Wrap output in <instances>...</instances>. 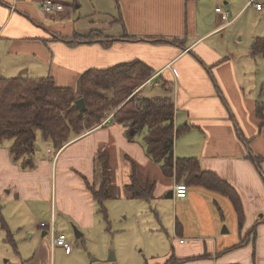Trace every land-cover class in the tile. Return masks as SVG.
I'll list each match as a JSON object with an SVG mask.
<instances>
[{
	"label": "crops",
	"instance_id": "0c3cea01",
	"mask_svg": "<svg viewBox=\"0 0 264 264\" xmlns=\"http://www.w3.org/2000/svg\"><path fill=\"white\" fill-rule=\"evenodd\" d=\"M31 1L0 0V72L4 69L6 78L24 77L13 73L25 67L34 71L32 77L45 75L57 86L74 89L90 69L135 61L147 65L153 74L135 92L172 99L174 157L196 158L202 171L216 174L233 187L241 200L243 219L239 223L226 195L201 185H187L186 197L175 199L172 189L178 181L166 177L160 164L148 156L143 133L130 139L128 128L111 115L98 126L72 135L52 159L37 158L33 169H21L20 163L33 164L35 150L43 143L49 146L40 134L34 151L16 160L7 146L0 145V191L8 187L2 195L4 204L36 197L38 181L44 176L49 179L53 166L64 156L62 170L66 163L78 167L86 184L92 185L93 176L98 177L97 152L106 150L113 184L122 196L129 198L125 186L131 181L134 161L139 178L155 182L152 199L171 198L170 222L173 232L181 235L176 236L181 247L162 260L173 255L179 260L174 264H264V122L257 115V104L264 100V56L252 53L255 39L264 37V0H255L260 9L249 0H224L226 7L218 3L213 8L214 19L200 9L204 6L200 0H123L122 29L86 41L73 39L85 35L72 30L77 4L62 1L63 8L50 15L53 24L44 29L26 16L34 14ZM216 7L227 11L225 20ZM249 9L258 23L247 32L243 29L247 20H243L234 29ZM155 172L161 184L153 179ZM64 185L61 178L63 195L67 193ZM83 193L88 207L89 196ZM49 223L53 225L52 220ZM38 227L42 238L49 236L47 225ZM53 247L50 243L38 255L47 253L51 259Z\"/></svg>",
	"mask_w": 264,
	"mask_h": 264
},
{
	"label": "rangeland",
	"instance_id": "374dc122",
	"mask_svg": "<svg viewBox=\"0 0 264 264\" xmlns=\"http://www.w3.org/2000/svg\"><path fill=\"white\" fill-rule=\"evenodd\" d=\"M40 1H31L34 14L30 17L26 16L33 24L44 28L52 25L54 21L50 17L52 14L43 13ZM58 1L78 5L73 8L72 30L80 34L108 35L116 34L122 29L123 0ZM200 1L204 3L200 9H205L207 16L213 19L216 15L213 9L215 5L221 3L222 7H226L223 4L224 0ZM118 20L120 22H116ZM243 20H247L243 28L247 32L250 31L252 24L258 23L257 18L252 15V10L249 9L234 25V29ZM9 24H12V21ZM68 27L67 30H70L71 26ZM7 74L2 69L0 77L6 78L9 76ZM16 74L13 73L15 76H35L34 71H26L25 67ZM11 143L12 140H5L0 145L9 148ZM55 151L54 145L50 143L47 146L43 143L40 150H35L36 158L33 164L21 161L20 168L33 169L38 165L37 158L50 160ZM64 157H61L58 166H53V175H50L49 179L44 176L43 180L38 181L37 189L34 191L36 197L32 195V198L25 202L19 199V204L7 205L4 204L2 195L8 187L0 191V217H4L3 220L8 224L3 228L0 221V264H164L166 260H162L164 256L181 247L177 239L181 235L173 232L170 222L169 211L171 212L173 208V202L169 196L150 201L124 197L120 188L114 186L111 172L112 183L109 192L113 196L105 199L100 206L87 187L86 177L82 175L84 172L67 163L64 171L62 170ZM97 174L98 177L94 179L93 176L92 179L95 188L100 185L98 184L99 167ZM55 176L57 187H55ZM61 178L65 183L63 191L67 190L65 195L60 186ZM153 179L162 183L157 172L154 173ZM83 192L89 196L88 207L85 205L89 203L85 201ZM158 203L159 208L156 206ZM78 208L81 209L80 213ZM50 220L56 226L57 232L64 234L69 243L68 251L59 246L53 247L51 259L47 253L38 255V252L42 253L43 247L50 248V237L42 238V230L38 225L44 223L48 227ZM181 238L184 239L183 236Z\"/></svg>",
	"mask_w": 264,
	"mask_h": 264
},
{
	"label": "trees",
	"instance_id": "16d2710c",
	"mask_svg": "<svg viewBox=\"0 0 264 264\" xmlns=\"http://www.w3.org/2000/svg\"><path fill=\"white\" fill-rule=\"evenodd\" d=\"M56 36L66 40L63 36ZM99 36L101 33L95 36L74 35L73 39L86 41ZM252 53L264 56V37L255 39ZM152 74L150 67L138 61L109 69H90L80 76L74 89L57 86L48 76L0 77V144L12 140L9 152L16 160L34 151L37 131L44 141H49L57 149L67 143L72 135L98 126L111 115L113 121L128 128L127 136L130 139L143 133L146 153L153 162L160 164L166 177L186 185H201L226 195L240 223L243 208L235 189L216 174L202 171L196 158L174 157L172 99L166 95L148 97L135 92ZM79 97L84 98V112H80L74 103ZM263 112L264 100L257 104V115L262 122ZM129 129H133V132L130 133ZM95 158L102 180L98 188H95L94 183H87V187L102 206L105 199L113 196L109 192L111 168L106 150H99ZM131 166V181L125 186L127 196L150 201L155 182L141 180L134 161ZM0 221L1 226L6 228L2 217ZM177 261L170 255L164 264Z\"/></svg>",
	"mask_w": 264,
	"mask_h": 264
},
{
	"label": "built area",
	"instance_id": "2783aa9c",
	"mask_svg": "<svg viewBox=\"0 0 264 264\" xmlns=\"http://www.w3.org/2000/svg\"><path fill=\"white\" fill-rule=\"evenodd\" d=\"M250 5H254L256 9L261 8L260 3H255V0H249ZM43 13L53 14L63 8V4L58 0H42L40 5ZM215 11L219 13L221 19L225 20L227 18V11H224L221 7H216ZM172 194L175 199H183L187 195V185L184 182H176L173 185ZM41 226H46L41 223ZM48 235L50 237V243L52 246H59L64 248L66 251L69 249V243L66 241L64 234L57 232L53 225L48 226ZM182 241V240H181Z\"/></svg>",
	"mask_w": 264,
	"mask_h": 264
},
{
	"label": "water",
	"instance_id": "95a60500",
	"mask_svg": "<svg viewBox=\"0 0 264 264\" xmlns=\"http://www.w3.org/2000/svg\"><path fill=\"white\" fill-rule=\"evenodd\" d=\"M76 107L80 110V112L86 111V105L83 97H79L75 100ZM43 234V233H42ZM79 236V234H77Z\"/></svg>",
	"mask_w": 264,
	"mask_h": 264
}]
</instances>
